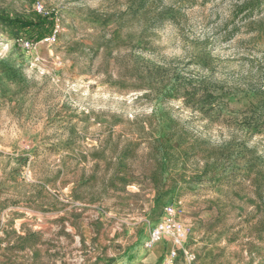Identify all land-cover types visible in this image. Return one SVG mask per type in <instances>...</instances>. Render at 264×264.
<instances>
[{"label": "rangeland", "instance_id": "374dc122", "mask_svg": "<svg viewBox=\"0 0 264 264\" xmlns=\"http://www.w3.org/2000/svg\"><path fill=\"white\" fill-rule=\"evenodd\" d=\"M246 1L0 0L56 24L32 43L0 23V264H167L171 243L146 248L166 208L192 258L173 264H264V3Z\"/></svg>", "mask_w": 264, "mask_h": 264}, {"label": "built area", "instance_id": "2783aa9c", "mask_svg": "<svg viewBox=\"0 0 264 264\" xmlns=\"http://www.w3.org/2000/svg\"><path fill=\"white\" fill-rule=\"evenodd\" d=\"M49 39L54 40L53 37L47 38V40ZM21 42L26 48L29 47L28 41L22 40ZM186 236L187 231L176 221L175 212L171 208H166L164 218L150 229L146 248L150 249L167 240L172 246L168 253L167 264H173L180 252H183L189 260H192L184 250Z\"/></svg>", "mask_w": 264, "mask_h": 264}, {"label": "trees", "instance_id": "16d2710c", "mask_svg": "<svg viewBox=\"0 0 264 264\" xmlns=\"http://www.w3.org/2000/svg\"><path fill=\"white\" fill-rule=\"evenodd\" d=\"M264 0H247L241 11L249 12L259 5H262ZM14 26L22 30L26 35L29 34V40L32 43L41 41L46 37H50L55 29V17L52 13L47 14H33L29 18L16 17L13 19L4 18L0 16V23ZM25 40V39H23Z\"/></svg>", "mask_w": 264, "mask_h": 264}, {"label": "crops", "instance_id": "0c3cea01", "mask_svg": "<svg viewBox=\"0 0 264 264\" xmlns=\"http://www.w3.org/2000/svg\"><path fill=\"white\" fill-rule=\"evenodd\" d=\"M157 245H161L162 247H164L165 245H168L170 246V242L165 240L163 242H161L160 244H157ZM157 245H155V247H157ZM158 249V248H157ZM156 256H147L145 258H143L144 261H147L148 263L152 261L153 258H155Z\"/></svg>", "mask_w": 264, "mask_h": 264}]
</instances>
